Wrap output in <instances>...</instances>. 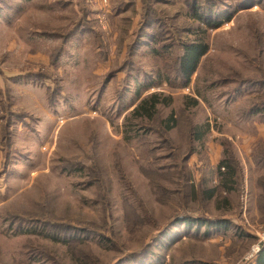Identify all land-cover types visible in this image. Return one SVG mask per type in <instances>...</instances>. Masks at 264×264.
Segmentation results:
<instances>
[{
    "label": "rangeland",
    "instance_id": "rangeland-1",
    "mask_svg": "<svg viewBox=\"0 0 264 264\" xmlns=\"http://www.w3.org/2000/svg\"><path fill=\"white\" fill-rule=\"evenodd\" d=\"M143 1L0 0V264H51L27 260L29 248L43 247L61 264H117L129 254L135 258L121 264H256L264 246V158H258L264 122L248 108L264 100V3L249 0L237 12L242 0H215L212 13L232 17L206 30L188 16L187 0H148L159 19L152 34L160 40L166 32L161 42L169 48L156 55L144 37L131 58ZM186 21L182 38L202 29L210 46L189 85L177 88L182 82L165 79L173 74L165 63L174 60L175 31ZM131 62L140 70L120 71ZM139 91L172 97L160 110L162 117L180 118L166 134L174 148L148 156L143 150L161 139L157 133L148 132L146 142L124 139V117ZM189 121L210 129L202 141L193 140L195 151L185 158ZM225 141L240 175L233 189L218 190L216 203L202 192L219 185ZM142 165L153 170L145 173ZM153 181L167 188L166 196ZM132 207L147 218L141 228L127 224L136 219L127 212ZM188 211L233 224L206 228L203 236L204 227L185 232L179 223L152 241L159 226ZM44 220L67 227L46 230ZM89 225L110 239L83 232ZM235 225L249 235H235ZM57 232L86 240L77 251L81 259L52 238ZM149 243L148 254L136 255Z\"/></svg>",
    "mask_w": 264,
    "mask_h": 264
},
{
    "label": "trees",
    "instance_id": "trees-1",
    "mask_svg": "<svg viewBox=\"0 0 264 264\" xmlns=\"http://www.w3.org/2000/svg\"><path fill=\"white\" fill-rule=\"evenodd\" d=\"M189 3V12L188 16L200 23L201 27L204 26L205 29L207 28L209 30H215L221 26V22L224 18H229L228 20L231 19V15H226L224 13H221L220 15H215L217 12L214 11L212 13L211 6L215 7L217 6V3L215 0H187ZM209 1V3H208ZM247 1L249 0H242L238 3L239 7L237 8V12L244 9V7H241L244 5ZM251 2V1H250ZM264 3V0H258V3ZM208 3V4H207ZM153 4V3H152ZM148 2V0L143 1V15L141 16L139 20V26L137 31L134 33L133 41L132 44L130 45L129 49V56L131 58L134 56V52L139 46V42L141 41V38H146L147 44L151 46V51L156 54L160 55V52L167 54V49L169 48V45L164 44L163 39H165V35L167 34L166 32L164 33H159L158 36L159 38H163L160 40L156 39L157 34L154 32L152 34V30L155 31L156 29V24L158 23V15H157V9H153V5ZM221 9V8H218ZM218 9H216L218 11ZM212 14V15H211ZM213 16V17H211ZM219 16L220 20H215L214 17ZM214 19V20H213ZM158 28V27H157ZM190 25L188 21H186L181 27H178L176 29V35L177 38H175L177 45H176V54L175 58L171 63H165V66L169 67L173 74L165 76V79L168 80L169 82L171 80L175 81H180L182 84H178L179 87L172 86V87H186L189 85L190 80L192 75L196 72L200 61L204 55H206L209 51V43L208 40L206 39L205 35H202L205 33L202 29H195L193 32L195 37L193 39H188L184 40L181 36L182 31L187 30L189 31ZM77 30V28L70 29L68 30V34L74 33V31ZM158 38V39H159ZM66 39V37H65ZM67 40H65L62 45L63 48L66 45ZM161 42V43H160ZM157 43L159 44L157 46ZM134 61V60H133ZM130 69H135V70H140L139 67L134 65L132 62L131 63H125L124 66L121 67L120 71H125L129 75ZM42 78V75L39 74L37 75ZM223 82L227 83L231 79L230 77H223ZM235 80V79H234ZM163 82V81H161ZM159 83V82H158ZM149 85L144 86L143 89H148ZM239 85L238 87L234 88V92L239 91ZM142 91H139L138 96H140V93ZM120 93V92H119ZM172 102V97L169 95H164L162 92H152L150 94H147L146 96L139 97V100L137 104L134 106L130 112L125 115L124 117V124H123V133H124V139L125 140H132V139H143L144 142H146L147 138V133L148 132H155L161 138L160 140H157L155 144L150 145L146 147L143 150L144 152L148 155L151 156V153H156L157 148L161 147H167V148H174V144L172 143L171 139L166 136V134L169 132V130H172L173 128L177 127L178 122L180 121V118H178V115L176 113H171L167 117H162L161 114V108L160 106H169ZM195 103H198V99H194ZM248 113L253 115H258L260 119L264 122V100H261L259 103L254 102L252 106L248 108ZM133 121L136 123L134 124L135 126L137 125L136 133H134V129L132 127ZM189 124V129H188V143H189V148L186 152L185 158H188L193 154L195 151V147L193 144V140H198L202 141L203 137L205 136L206 132L210 129L209 127H198L197 125L193 124L192 122H187ZM209 126V125H207ZM139 127V128H138ZM223 143V144H222ZM221 144L225 146L228 144L227 141L222 142ZM156 158V157H153ZM256 158V156H255ZM259 159L264 158V155L259 156ZM259 160L257 159V162ZM239 161L235 157L233 150L230 147H227L226 149L223 150L221 158L217 164V170L220 176V181L219 185L215 188L212 189H205L204 192H202L203 199L205 200H212L216 198V203L217 198L219 197L218 190L220 189L222 193H226L230 189L234 188V183H236V178L238 175H240V165L238 164ZM142 165V171L145 173L152 171L153 169H146ZM156 171L157 172H162L161 167L156 166ZM160 176H163V173H160ZM150 179H153L151 175H148ZM170 174L167 173V177H169ZM264 182V181H263ZM154 189L156 187L158 189H162L163 195L166 196L165 192L167 191V188H165L162 184H157V181L152 182ZM194 189V187H193ZM221 194V193H220ZM259 210L264 218V199L263 202H260ZM128 213H133L136 217V219L133 221V219H127V224L129 225L130 228H141L144 226L147 218L146 216L142 215L141 213L138 212L136 207H132L131 209H127ZM197 212V211H196ZM184 224L185 225V232H189L192 229L195 230H200L202 227L205 228V232L203 236L207 235L206 228L213 227L216 231H222L223 228H226L229 226V224H233L230 218H225V217H212V216H207V215H200L195 214V211H188L185 213H181L179 215L173 216L166 224L163 226H159L156 232V235L153 238V242H157V237H165L166 235L170 234V231L175 228L176 224ZM60 224V223H59ZM43 225L45 226L46 230H49V228L57 229V230H64L65 228L62 226L67 227L64 224L58 225L54 224L53 221L51 220H44ZM239 225H235V235L239 237H244L248 236L249 233L244 231L243 229L237 227ZM244 228V227H242ZM83 232H93L96 235H100L102 237H105V234L100 233L97 229L91 227L90 225L87 226V229H83ZM209 230V229H208ZM53 234L52 238L56 241L63 240L69 248H75L76 254L78 259H81L80 254L77 251L82 250L81 246L87 245V242L84 238L82 237H66L67 235H62L61 233H51ZM175 234V233H174ZM179 236L177 234L175 237ZM106 238V237H105ZM174 238V237H173ZM107 240L110 239V237L106 238ZM112 240V239H111ZM152 243V242H151ZM149 243L147 247L141 251V253H137L136 255H141L144 256L146 253L148 254L150 251V247L152 244ZM158 245L161 246L162 244ZM27 255V260H32L35 257H40L43 258V260H46L50 262L51 264H61L59 262L58 257L53 255L52 253H49L46 251L45 247L43 249H35V248H29L28 252H26ZM130 256V257H129ZM85 258V257H83ZM135 258L132 254H129L127 257L123 258L121 261H119L117 264H121L124 260ZM87 259V258H85ZM88 260V259H87ZM256 264H264V246L260 250V253L256 257Z\"/></svg>",
    "mask_w": 264,
    "mask_h": 264
}]
</instances>
